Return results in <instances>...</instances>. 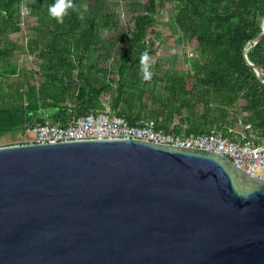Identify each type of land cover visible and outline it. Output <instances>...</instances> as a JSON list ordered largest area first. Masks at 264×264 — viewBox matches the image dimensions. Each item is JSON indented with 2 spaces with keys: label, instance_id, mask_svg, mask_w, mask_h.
Instances as JSON below:
<instances>
[{
  "label": "water",
  "instance_id": "obj_1",
  "mask_svg": "<svg viewBox=\"0 0 264 264\" xmlns=\"http://www.w3.org/2000/svg\"><path fill=\"white\" fill-rule=\"evenodd\" d=\"M0 264H264V178L141 139L1 146Z\"/></svg>",
  "mask_w": 264,
  "mask_h": 264
},
{
  "label": "trees",
  "instance_id": "obj_2",
  "mask_svg": "<svg viewBox=\"0 0 264 264\" xmlns=\"http://www.w3.org/2000/svg\"><path fill=\"white\" fill-rule=\"evenodd\" d=\"M55 2L0 0V138L46 122L63 126L108 107L130 122L149 119L159 130L187 136L241 118L257 142L264 141V37L247 54L262 80L244 57L261 32L264 0H72L62 23L49 15ZM23 4L36 19L28 52L42 60L39 84L11 60L17 44L9 35L21 30ZM121 5L132 14L129 24L120 19ZM168 5L171 32L180 34L178 43L193 44L196 56H186L187 70L150 65L144 81L140 55L154 53L151 32ZM102 30L114 34L103 38ZM15 75L22 78L3 81Z\"/></svg>",
  "mask_w": 264,
  "mask_h": 264
},
{
  "label": "built area",
  "instance_id": "obj_3",
  "mask_svg": "<svg viewBox=\"0 0 264 264\" xmlns=\"http://www.w3.org/2000/svg\"><path fill=\"white\" fill-rule=\"evenodd\" d=\"M25 132H33L35 135L34 139L27 138L26 143L126 138L213 150L229 157L250 175L264 178V141L257 142V136L247 130L241 118H238L233 126L187 136L159 130L155 122L149 119L130 122L107 107L91 111L63 126L46 122L37 124Z\"/></svg>",
  "mask_w": 264,
  "mask_h": 264
},
{
  "label": "rangeland",
  "instance_id": "obj_4",
  "mask_svg": "<svg viewBox=\"0 0 264 264\" xmlns=\"http://www.w3.org/2000/svg\"><path fill=\"white\" fill-rule=\"evenodd\" d=\"M171 6L168 5L163 8L157 15V26L152 30L151 37L155 38V51L150 56V65L152 67L159 65L163 69L174 68L176 70H187L190 68L188 62L185 61L186 56L195 57L196 51L193 44L188 45L185 43H178L177 38L179 35L174 36L171 32L169 25L167 23L169 17V11ZM118 13L122 23L129 24L131 22L132 14L129 11H125L123 5L118 8ZM22 25L21 30L18 33L9 35V37L17 44V48L13 54L12 61L17 64V66L25 70L26 77L35 81L39 84L44 80L43 71L41 70V59H39L35 54H30L28 51V42L32 36V27L36 25L35 17L31 16L29 13V8L23 4L22 5ZM101 36L107 37L114 32L109 33L106 30L100 32ZM99 53V51H96ZM103 56L107 55V51L101 50ZM176 54L175 62H171L168 58L170 55ZM115 59H110L109 61H101L102 65H107V63H112ZM33 76V78H31ZM21 76H11L9 78H4L3 81L10 85L19 81ZM25 78V77H23ZM108 96L104 95L102 97V102L107 105ZM27 138L34 139L35 135L33 132H20L15 131L11 133H6L0 138V147L14 144H26Z\"/></svg>",
  "mask_w": 264,
  "mask_h": 264
},
{
  "label": "clouds",
  "instance_id": "obj_5",
  "mask_svg": "<svg viewBox=\"0 0 264 264\" xmlns=\"http://www.w3.org/2000/svg\"><path fill=\"white\" fill-rule=\"evenodd\" d=\"M71 8H73L72 0H56L49 7V15L55 18L57 23H62L64 15L67 14V10ZM140 72L142 73V79L144 81L150 80L152 73L150 71V56L147 51H144L140 55Z\"/></svg>",
  "mask_w": 264,
  "mask_h": 264
}]
</instances>
